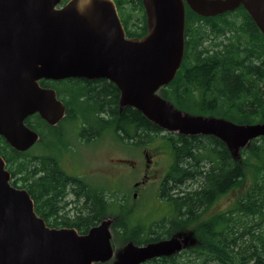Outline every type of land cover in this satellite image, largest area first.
<instances>
[{
	"label": "trees",
	"instance_id": "trees-1",
	"mask_svg": "<svg viewBox=\"0 0 264 264\" xmlns=\"http://www.w3.org/2000/svg\"><path fill=\"white\" fill-rule=\"evenodd\" d=\"M114 2L126 35L143 36L147 26L142 0ZM135 10L140 15L133 18ZM184 36L180 67L157 93L191 114L223 117L239 124L264 121V35L246 9L240 5L205 17L186 5ZM39 84L55 89L66 106L64 118L58 125H50L37 113L30 115L25 123L39 134V140L22 152L0 135V156L11 185L28 192L35 213L47 226L73 227L82 234L103 218L113 217L110 229L115 244H145L168 237L175 228H169L170 220L159 223V231L133 225L132 211L125 207L123 196L116 198L115 192L68 174L60 159L71 149L59 134L66 122L81 124L79 140L85 143L112 132L121 144L138 147L160 135L172 154L162 191L171 200L177 226H194L198 243L141 264H195L193 259H198L197 264H264V136L252 139L235 159L213 135L168 132L133 107L119 109V90L114 83L69 78L40 79ZM96 124L101 128L96 129ZM247 179L249 183L231 208L204 216L215 199L240 189ZM193 182L194 189H182ZM72 192L75 196L69 200ZM69 202L73 208H66Z\"/></svg>",
	"mask_w": 264,
	"mask_h": 264
},
{
	"label": "water",
	"instance_id": "water-1",
	"mask_svg": "<svg viewBox=\"0 0 264 264\" xmlns=\"http://www.w3.org/2000/svg\"><path fill=\"white\" fill-rule=\"evenodd\" d=\"M0 0V135L17 151L30 149L39 134L25 123L37 113L50 125L65 105L40 79H98L119 90V108L130 106L162 129L185 135H213L230 155L264 136V121L239 124L217 116L185 112L157 93L180 67L186 5L215 16L242 5L264 35V0H142L147 32L127 37L114 0ZM112 217L86 233L49 227L24 188L10 183L0 156V264H141L194 243L191 234L145 244L128 242L114 252ZM115 256L114 260H111Z\"/></svg>",
	"mask_w": 264,
	"mask_h": 264
},
{
	"label": "rangeland",
	"instance_id": "rangeland-1",
	"mask_svg": "<svg viewBox=\"0 0 264 264\" xmlns=\"http://www.w3.org/2000/svg\"><path fill=\"white\" fill-rule=\"evenodd\" d=\"M132 15L134 18L140 14L139 11L135 10ZM67 130L72 145L71 149L67 153L62 154L60 158L62 167L70 173L84 177L90 184L106 192L122 191L125 195L122 194L125 207L127 206L132 211V224L149 225L152 223L150 220L154 219L153 215H156V213L160 215L167 211L164 206L156 210L154 209L156 195L152 185H148L147 189L135 200L132 198L133 183L140 180L141 173L143 172L140 168H144V164L147 162V158L143 153L145 151L148 154L157 152L160 157L171 159V149L164 138L160 135L155 136L150 140V143L148 142L144 145L134 147L130 145L125 146L114 136L106 134L89 144H84L80 143L78 140L79 138L76 136L77 125H70ZM50 140H54V138L50 137ZM32 153L38 152L33 150ZM116 159L127 161L120 162L116 161ZM128 159L136 161L135 169L127 163ZM80 173H83V175ZM248 183L249 180L247 179L246 183L242 185L240 189H232L215 199L206 208L204 216L206 217V215L216 214L231 208L236 197L242 193ZM195 186L196 184L190 183L184 186L183 189L190 190L194 189ZM68 199H70V196H68ZM71 205L73 206V204ZM185 233H191L192 237L195 239L194 243H198L194 227L187 228ZM124 244L119 245L112 242L114 252L119 250ZM114 258L115 256H113L111 260H114ZM193 261L195 264L198 263V259H193ZM207 264L216 263L211 262Z\"/></svg>",
	"mask_w": 264,
	"mask_h": 264
},
{
	"label": "flooded vegetation",
	"instance_id": "flooded-vegetation-1",
	"mask_svg": "<svg viewBox=\"0 0 264 264\" xmlns=\"http://www.w3.org/2000/svg\"><path fill=\"white\" fill-rule=\"evenodd\" d=\"M64 4V3H63ZM63 4H60L59 6L63 5ZM146 21V20H145ZM126 33V32H125ZM127 36V35H126ZM129 37V36H127ZM65 79H69V78H65ZM63 80V79H61ZM88 80V79H86ZM89 81H100V82H108V83H112L111 81L107 80V79H104V78H98V79H90ZM119 100V99H118ZM64 104V103H63ZM120 109V108H119ZM65 112H66V106H65ZM65 116V115H64ZM63 116V118H64ZM107 114H100V117H106ZM56 124L58 125L62 119ZM70 125H77V131H76V136L77 138H80L79 137V129H80V126L81 124L77 121L76 123H69V122H66L64 124H62L59 128V134H60V138H61V141L63 142H66L68 143V147L71 148V142L69 140V133H68V127ZM100 124H96L94 127H96V129H99L101 128V126H99ZM110 135V136H114L117 140H119V136L117 137L116 135H114L115 133H112V132H106L105 134H102L101 136H104V135ZM120 135V134H119ZM75 136V135H74ZM100 138V137H99ZM119 138V139H118ZM98 139V138H97ZM79 140V139H78ZM152 140V139H151ZM80 143H84V144H89L90 142L92 141H89L88 143H85V142H81V140H79ZM150 143V140L148 141ZM118 143V142H117ZM69 151V150H68ZM68 151H66L65 153H67ZM143 155L147 158L146 159V163L144 164V168H140L141 171H143L141 173V177H140V180L136 181L133 183V192H132V198H134V200L140 195L143 193V191H145V189H147L148 185H152L153 188H154V193L156 195L155 197V203H154V209H158V208H161V206H164L165 209H167V211L163 214H160L159 213L156 215H153V218L154 219H151L150 221L152 223H150L149 225L148 224H144V226L142 225V227L144 228H148L149 226H151V228H153L155 231H159L160 230V227H159V223L160 224H167L168 220H170V223H169V228H171L172 225L175 226V228H173L172 230V233L168 236V237H163V238H160L159 240L161 239H166V238H170L174 235H177V234H185V230H187V228L189 229L190 227H194V226H185V227H181V225L179 224L177 226V223L179 221L177 220H174V210H173V205L171 203V200L168 199L166 196H165V192L162 191V186L165 185L166 183H164V180H165V175H166V172L172 162V157L171 159L169 158H162L158 155L157 152H152L150 154H148L146 151L143 153ZM116 161H120V162H126L127 160H120V159H116ZM134 169L136 167V161L134 160H129L128 159V162ZM68 174L70 175H75L73 173H70L69 171H67L65 168H63ZM81 175H83V173H80ZM114 174V173H113ZM77 175V174H76ZM80 177L81 180H84L85 182L89 183L84 177L78 175ZM120 179V178H119ZM150 183V184H149ZM190 184V183H189ZM191 184H196L195 182L191 183ZM188 185V184H187ZM187 185H184V186H187ZM83 186V185H81ZM183 186V187H184ZM84 187V186H83ZM182 187V189H183ZM196 187V186H195ZM194 187V188H195ZM101 189V188H100ZM185 190V189H183ZM187 190V189H186ZM177 192V190H175ZM116 198L117 197H121L123 196V192L120 191V192H116ZM175 192V193H176ZM123 194V195H122ZM71 195H73V198H74V194L73 192L71 194H69L68 196H70L71 198ZM125 196V195H124ZM70 200V199H69ZM124 201V199H123ZM81 204V202H79ZM72 203L69 202L67 205H66V208H70L72 207L71 205ZM70 206V207H69ZM73 208V207H72ZM73 211V210H72ZM183 212H181L180 214H182ZM211 215H214L211 214ZM211 215H206V218H208L209 216ZM135 225V224H133ZM139 226V225H138ZM148 226V227H147ZM50 227V226H49ZM195 227H194V232H195ZM112 234V233H111ZM188 234H191V233H188ZM165 236V235H163ZM167 236V235H166ZM192 236V234H191ZM194 239V238H193ZM111 241H112V237H111ZM158 241V240H156ZM194 242H195V239H194ZM195 244V243H194ZM193 244V245H194ZM192 246V245H191ZM186 249V248H184ZM183 250V249H182ZM181 251V250H180ZM179 251V252H180ZM177 253V252H175ZM170 256V255H169Z\"/></svg>",
	"mask_w": 264,
	"mask_h": 264
},
{
	"label": "bare ground",
	"instance_id": "bare-ground-1",
	"mask_svg": "<svg viewBox=\"0 0 264 264\" xmlns=\"http://www.w3.org/2000/svg\"><path fill=\"white\" fill-rule=\"evenodd\" d=\"M214 192V191H213Z\"/></svg>",
	"mask_w": 264,
	"mask_h": 264
}]
</instances>
